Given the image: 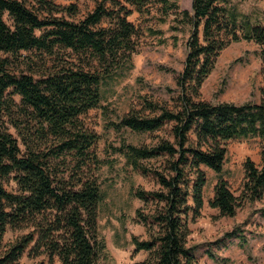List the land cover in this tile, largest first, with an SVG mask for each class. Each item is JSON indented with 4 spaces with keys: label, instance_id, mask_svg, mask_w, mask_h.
I'll list each match as a JSON object with an SVG mask.
<instances>
[{
    "label": "trees",
    "instance_id": "16d2710c",
    "mask_svg": "<svg viewBox=\"0 0 264 264\" xmlns=\"http://www.w3.org/2000/svg\"><path fill=\"white\" fill-rule=\"evenodd\" d=\"M92 1L93 8L75 18L73 3L0 0V243L7 228H31L0 252V264H19L25 252L45 255L48 264H98L105 251L98 234L102 192L94 172L102 160L92 150L98 135L82 116L100 106L101 85L136 51L139 27L129 20L135 11L154 14L161 23L173 16L171 29L186 22L190 34L175 76L173 108L143 97L147 114L130 109L106 122L117 133L170 125L172 140L135 145L121 137L113 147L159 185L133 191L151 207L135 210L146 237L131 235L132 254H148L132 264H197L188 220L200 215L204 203L200 166L220 173L229 140L257 136L264 143L263 88L258 102L238 104L206 101L200 88L231 42L256 43L264 75V26L240 18L230 0H191L190 10L180 9L178 0ZM260 156L258 165L243 161L239 194L219 177L208 206L232 217L244 203L264 200V145ZM158 157L163 163L157 168L141 163ZM9 181L14 191L5 188ZM257 211L264 218V204ZM224 235L238 234L232 229Z\"/></svg>",
    "mask_w": 264,
    "mask_h": 264
},
{
    "label": "rangeland",
    "instance_id": "374dc122",
    "mask_svg": "<svg viewBox=\"0 0 264 264\" xmlns=\"http://www.w3.org/2000/svg\"><path fill=\"white\" fill-rule=\"evenodd\" d=\"M59 5L75 4L79 18L94 6L92 0H53ZM180 9L190 10L191 0H178ZM236 7L240 18L246 16L254 24L264 26V0H230ZM152 12L158 9L153 5ZM156 13V12H155ZM173 16L161 23L153 15H140L133 12L129 20L139 27L136 37V51L130 62L117 69L101 85L102 100L100 106L89 110L82 116L88 130L98 135L93 147L95 155L102 160L95 170L100 184L102 199L98 211V234L105 244L98 264H132L142 261L147 252L140 250L132 254L131 235L146 237L145 227L136 222L135 210L141 208L147 212L151 205H144L133 191L140 187L144 190L159 188L151 175H143L127 165L113 147L120 138L135 145H153L160 138L172 140L169 126L150 133L134 132L123 128L114 132L107 127L108 120H117L130 109L147 114L142 98L165 103L173 108L172 96L176 90L175 76L182 69L187 52L186 41L190 26L184 22L178 31L171 29ZM147 27L160 30L159 34L148 33ZM261 60L259 46L253 41L231 42L220 51L213 70L200 88V97L211 103L245 101L258 102L260 89H264V75L260 71ZM263 141L257 136L229 140L226 155L220 173L200 166L206 176L203 189V206L200 215L189 218L190 235L188 245L197 264H263L264 263V218L257 209L264 200L244 203L238 207L234 216H220L216 209L208 206L213 194V186L219 177L225 179L230 189L237 195L243 178V161L250 158L260 164ZM148 167H158L162 158L141 160ZM8 191H14L12 181L4 184ZM191 203V199H189ZM31 228H7L0 243V252L5 250L21 235ZM235 229L236 236L224 235ZM48 264L45 255L31 256L25 252L19 264Z\"/></svg>",
    "mask_w": 264,
    "mask_h": 264
}]
</instances>
